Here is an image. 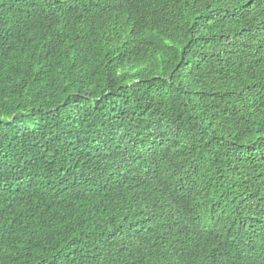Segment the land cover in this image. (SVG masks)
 I'll return each instance as SVG.
<instances>
[{
  "label": "trees",
  "instance_id": "trees-1",
  "mask_svg": "<svg viewBox=\"0 0 264 264\" xmlns=\"http://www.w3.org/2000/svg\"><path fill=\"white\" fill-rule=\"evenodd\" d=\"M0 264H264V0H0Z\"/></svg>",
  "mask_w": 264,
  "mask_h": 264
}]
</instances>
